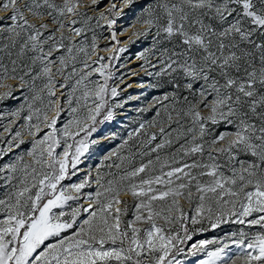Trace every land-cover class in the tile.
Instances as JSON below:
<instances>
[{"label":"snow or ice","instance_id":"snow-or-ice-1","mask_svg":"<svg viewBox=\"0 0 264 264\" xmlns=\"http://www.w3.org/2000/svg\"><path fill=\"white\" fill-rule=\"evenodd\" d=\"M97 3L98 0H92L93 5ZM124 3L127 7L133 0H124ZM9 7L12 23L0 28V34L7 33V42L2 50L6 51L11 67L0 62V88L6 89L0 92V101L13 98L15 90L4 81L19 80L21 86L25 85V77L31 75L37 63L40 65L39 71L31 79L35 81L41 76L46 77L45 88L51 97L54 95L55 84L52 69L56 60L59 61L56 72L63 74L69 62L77 60L79 53L90 58L85 41L72 43L73 35L80 37L86 29L68 28L70 35H65L63 29L78 23L77 19L71 17L80 18V22L85 25L93 18L79 11L80 0H62L59 4L55 0H23L22 6L21 0H5L3 8ZM158 7L163 10L166 22L161 24V17L150 6L145 9L144 16L136 20L146 26L145 30L134 32L133 35L146 36L149 29L156 27L157 37L163 33L168 42L178 41L172 48L161 49L157 59L162 67L155 74L160 76L169 70V74L183 73L187 81L184 88L192 98L185 96L183 103L186 107L179 111L173 107L177 116L190 118V126L184 129L181 125L179 129L166 132L162 124L159 133L163 139L150 151L157 152L166 145L171 146L173 132L176 133V140L185 136H190V139H185L172 154L171 164L167 158L160 163L159 174H154V162L151 159L147 164L142 163L131 170L125 169L122 174L110 173L112 178L106 184L98 173L95 196L89 194L90 203L87 207L73 208L67 214L70 220L65 219L66 213L63 210L53 212V209H63L68 201L79 199V196L70 195L69 191L80 193L88 183L86 178L78 184L70 185V188H57L68 174L70 149L75 147L71 153V167L75 169L79 157L88 149V136L96 131L97 116L107 105L105 94L109 77H105L103 84H96L88 90L84 81L92 73H80L69 93L68 102L71 105L76 86L83 85L85 91L82 96L76 97V103L79 106L80 100H84L83 107L87 114L83 117L74 116L60 133L65 138H74L84 132V138L75 141V144H68L65 140L63 153L60 158L57 157L55 149L61 146L55 128L60 115L57 102L55 116L51 120L46 114L44 116L45 127L51 131L41 139H35L36 132L40 131L39 123L25 125L29 128V135L34 137L32 149L27 153L33 158L31 163H25L22 157H18L16 162L0 166V174L6 173L0 175V180L5 182V187L11 185L12 189L6 193L7 199H0V212L5 213V218L0 220V264H180L169 257L174 248L177 252L182 251L177 247L179 243L191 239L188 230L184 229V238L179 234L172 235L171 230L165 233L163 226L157 224V219H162L165 224L180 223L187 219L181 199L190 205L194 200L198 201L195 215L191 217L194 224L199 222L197 218L205 211L212 220L215 205L216 218L211 224L213 228L221 223H239L249 227L258 225L264 229V0H164ZM25 10L40 22H29ZM108 12L112 14L111 17L101 13L97 21L106 20L111 30L119 15L114 3ZM46 19L56 25L54 30L49 28ZM57 32L60 33L59 37ZM257 35L259 42L253 39ZM111 39L116 40L115 31H112ZM157 43L160 41H154V46ZM96 48V36L93 35L91 49L95 52ZM61 49L65 50V54L53 60L54 53ZM117 51L123 52L125 49L118 48ZM29 53L32 55L29 56ZM14 55L16 58H13ZM25 57L31 64H22ZM137 58L148 63L144 52ZM103 59L97 57L93 63ZM84 67H91L87 59ZM106 67L108 65L101 63L99 68L92 71L104 76ZM76 75L73 63L71 73L64 78L68 80ZM200 81L203 83L194 87ZM111 95H118L115 87L111 89ZM90 97L94 102L88 107ZM162 99L168 100L169 96L165 95ZM176 99L174 96L173 100ZM156 100L159 102L160 98ZM167 108L165 105L166 112ZM202 109H207V115H202ZM48 110H51V102ZM39 111L37 120L40 119ZM77 111L78 108H71L70 114ZM12 115L19 116V111ZM112 118L113 111L108 108L104 120ZM31 119V114L25 117L26 121ZM167 122L171 126V113L167 115ZM156 123L154 118L151 126L155 127ZM176 123L179 124V120ZM209 124L234 126L235 130L216 134L210 131ZM73 126L77 131H70ZM144 127L141 124L135 130L136 133ZM32 128L36 132H32ZM132 135L129 133V139ZM20 136L21 133L16 132V137ZM206 136L211 138L206 140ZM156 139L153 133L146 143L151 144ZM124 143L127 144V141ZM206 151V161L193 160L191 164L181 165V160L176 159L178 153L184 157L196 154L204 157ZM3 154V150H0V157ZM241 154L254 159H240ZM220 157H226L225 164L218 162ZM120 159L123 162L126 158ZM160 160L157 155L156 162ZM237 163L238 167L235 166ZM35 165H39V168ZM115 167L120 169L122 164H116ZM225 167L230 175L222 170ZM165 168L168 170L165 171ZM193 170L197 171L194 173ZM17 171L22 175L16 177L14 174ZM142 173L145 175L142 176ZM204 177L207 179H202ZM17 179L18 183L12 184ZM122 193L137 201L134 205V219L127 224H124L123 217L128 212V201L120 198ZM229 205L231 208H228ZM81 212L88 213L87 219L79 221V227L71 236H63L62 233L73 229L78 223L77 217ZM254 213L258 215L247 219L253 217ZM141 224L147 226H138ZM224 239L230 240L238 251L233 254L229 244L221 239L201 240L192 246V255L204 253V259L199 260L198 264H237L238 261L242 264H264V232L250 237L241 229L238 234L232 233Z\"/></svg>","mask_w":264,"mask_h":264},{"label":"rangeland","instance_id":"rangeland-1","mask_svg":"<svg viewBox=\"0 0 264 264\" xmlns=\"http://www.w3.org/2000/svg\"><path fill=\"white\" fill-rule=\"evenodd\" d=\"M5 0H2L0 4V14H4L8 9L11 10V7L8 9L3 8ZM23 0H21L22 6ZM56 3H61L62 0H55ZM164 0H133V3L130 6L125 7L124 0H98L96 5L92 4V0H80L81 7L79 11L86 14L87 17H92L93 19L89 20L87 25L83 22H80V18L71 17L72 19H77L78 23L76 25H69L63 29L65 35H70L68 28L75 27H84L86 30L80 37H75L73 35L72 43L78 44L80 41H85L88 51L90 53V58H86L83 53H79L77 60L75 62L70 61L67 68L63 70V74L56 72V67L59 66V61L56 60V57L59 55L65 54V50L61 49L59 52L54 53L52 59L56 60L55 65L53 66V74L55 84L53 86L54 95L49 96L45 84L47 83V78L41 76L40 78L33 81L31 79L32 75H35L40 68L39 63L34 66L33 72L31 75L26 76L25 80L27 83L23 86L20 85L19 80L9 79L4 81V83L12 85L14 87L13 98H8L3 101H0V150H3L4 154L0 157V166H3L8 163L16 162L18 157H22L25 163H31L32 157L27 153L32 149V142L34 137L29 135V128L25 127L26 124L35 125L39 123L40 131L36 132L35 128H32V132H36L35 139H41L46 133L50 132L51 129L45 127L44 116L47 115L48 119L51 120L56 114V103H59L60 115L57 118L55 128L57 130L61 146L55 149V153L58 158L60 154L63 153L65 140L68 144H75V141H79L84 138L85 133L80 132V134L74 138H65L60 130L68 123L69 120L73 119L74 116L83 117L87 114L86 108L83 107L85 104L84 100H80L79 106L76 103V97L82 96L85 88L83 85L76 86L77 90L73 93L71 105L68 102L69 93L72 92L73 86H75L76 80L79 79L80 73L91 72V76L84 81V84L87 85L88 90L94 88L96 84H103L105 77H109L107 80V89L108 91L105 94V99L107 100L106 107L101 111V114L97 116V122L95 124L96 131L93 132L87 138L88 149L79 157V163L76 165L75 169L71 167V153L75 151V147L70 149L69 154V166L68 174L64 180L57 185V188H70L72 184H78L81 181L87 178L88 183L84 188L81 189L80 193L75 191H69L70 195L79 196L77 200H70L63 207V209H53V212L58 213L63 210L66 213L65 219L70 220L71 217L67 215L75 207H87L90 203L89 194L95 196L97 189V174L103 177V183H107L109 179L112 178L111 174H122L125 169L131 170L134 167H139L142 163L147 164L151 159L154 164L153 168L155 169L154 174H159L160 163H162L165 158L168 159L169 164L172 163V154L176 152L180 144L185 142V139H190V136H185L180 140H176V133L173 132V143L171 146H165L162 149H159L157 152H151V148L155 147L157 143L163 139L159 133V128L163 124L166 129V132H172L173 129H179L181 125L186 129L190 126V118L184 117L183 115L177 116V112L173 111V107L177 111L186 107L185 104L180 105L179 103L183 102L185 96H189V92L184 88L185 83L187 82L183 76V73L176 72L169 74V71L164 72L160 76H157L155 73L160 71L162 65L160 64L157 57L160 54L162 45H165L167 48H172L176 44L173 40L171 43L165 40L164 34L161 33L159 37L156 36L157 28L152 27L148 30V35L146 36H134V32H143L145 30L144 25L137 23V17H143L145 14V9L150 6L155 9L156 14L161 17L160 23L163 24L166 22V16L162 9L158 7L160 3ZM175 2V0H171ZM116 5V11L119 15L116 16V22L110 30L107 26L106 20H99L97 18L101 13L105 17H111V13L108 12V8L111 4ZM11 13V11H10ZM11 14L4 17V21L1 24V28L10 26L12 21L9 19ZM25 16L29 19L31 23H39L35 17H32L26 10ZM49 24V28L54 30L56 25L51 23L50 19H46ZM67 23V22H66ZM112 31L116 33V40L111 39ZM47 35V33H46ZM59 37L60 33H56ZM96 36L97 48L95 52L91 49L92 37ZM7 33L0 34V62L8 64L11 67L9 58L6 55V51H3V45L7 42L5 37ZM160 41V43L155 44L154 41ZM65 44H68V41H65ZM118 48H123L125 51L118 52ZM11 50V49H10ZM18 50V49H16ZM12 50V51H16ZM47 51V46L45 47ZM151 50V51H146ZM144 52L147 56L148 63H145L143 59H138V55ZM29 56L32 53L28 54ZM97 57H104V59L98 63H93L97 60ZM109 57H112L109 59ZM13 58H16L15 55ZM87 59V63L91 66L90 68L84 67V61ZM75 63L77 70V75L72 78L65 80V76H68L72 71V65ZM108 65L104 69V76H101L98 72L92 71L100 67V64ZM22 64H31V61L25 57L22 61ZM21 64V66H22ZM155 65V67H153ZM152 73V75H148ZM165 78L169 81H172L169 88L162 86V92L158 93H149L151 82H157L159 78ZM151 80V81H150ZM203 83V81H201ZM65 87H61V85ZM155 85V84H154ZM179 85V87H177ZM115 87L117 89L118 95L113 97L111 95V89ZM160 87V86H159ZM194 87H199V84L196 83ZM174 89V90H173ZM6 89L0 88V92H4ZM181 90V91H180ZM181 92V93H180ZM165 95L169 96L168 100H163L162 97ZM181 95V98L178 96ZM177 99L174 101L173 97ZM34 97H38L34 99ZM156 98H160L157 102ZM51 102V110L49 109V104ZM93 98H89L87 101V106L91 107L93 105ZM121 105L116 107V105ZM165 105L168 106L167 112L165 111ZM31 106V108L29 107ZM71 108H78L77 113L70 114ZM108 108H111L113 111V118L111 120H104V116ZM37 110L39 111L40 119L37 120ZM19 111V116H13L12 113ZM159 111L160 115L157 116ZM171 113L173 117V122L171 126H168L167 115ZM32 115L30 121H26L25 117ZM202 115H207V109H202ZM156 119L157 123L155 127L151 126L153 119ZM179 120V124L176 121ZM103 121V123H101ZM91 124V122H88ZM141 124H144L145 127L141 129L139 133H136V129L140 127ZM9 131H5V129ZM70 131L75 132L77 128L73 126ZM16 132H20L21 136L16 137ZM129 133H132L131 139H129ZM155 133L157 139L151 144H147L148 137ZM211 137L206 136L205 139L208 140ZM23 143H20V141ZM95 141V143H93ZM127 141V144L124 142ZM11 142V143H10ZM17 144L19 145L17 147ZM141 153H145L142 155ZM157 155L160 156V162H156ZM120 157H125L126 159L122 162ZM107 158V159H106ZM240 159L251 160L254 159L250 156L240 155ZM176 159L181 160V165L183 163L191 164L193 160H204L207 159V151L204 154V157H200L199 154L194 156L184 157L182 153H178ZM219 161L221 164H225L226 157H220ZM103 162V163H102ZM116 164H122L120 169L115 167ZM238 167V163L235 165ZM39 168V165H35ZM58 167V166H57ZM168 169L165 168V171ZM226 175L231 173L228 171L227 167L222 169ZM197 170H193L195 173ZM74 173V174H73ZM0 174V175H5ZM16 177L22 175L21 172L17 171L14 174ZM142 176L145 174H141ZM202 179H207L204 177ZM18 183L17 180H13L12 184ZM5 182L0 180V199H7L6 193L11 191V185L5 187ZM156 187H159L158 185ZM122 200L128 201V212L123 217L124 224H127L129 220L134 219V205L137 201L133 200L130 195L121 194L120 197ZM184 212L187 214V219L182 220L180 223L165 224L162 219H157V224L163 226L165 233H168L171 230L172 235H177L181 238L185 237V232L182 233V225L187 224L188 235L191 236V239L185 240V242L179 243L177 247L182 249V251L177 252L174 248L169 258H174L176 261H179L180 264H198V261L204 259V253L197 252L196 255H192L194 249L192 246L194 244H199L201 240H212V239H221L224 243H228L230 247H235L230 240L224 239L225 237L231 236L232 233H239L241 229L245 231L248 236H253L258 232H264V229L257 226L249 227L247 224L239 223H221L218 227L213 228L211 226L213 220H215V205H213L214 212L212 215V220L208 218L209 214L207 211L203 213L202 216L198 217V223H193L191 217L195 215L196 204L198 201L194 200L190 205L187 201L181 199L180 201ZM231 208V205L228 206ZM239 208V204H237ZM92 209H89L91 211ZM146 215V213H145ZM256 213L253 214L254 218ZM88 213L81 212L80 216L77 217L78 223L74 225L73 229H68L63 236H71L73 232L79 227V221L87 219ZM5 218V213L0 212V220ZM227 219V217H225ZM231 219L235 220L236 217ZM140 227H146L147 225H138ZM54 242V241H50ZM213 246H209L211 248ZM238 251L234 249L233 254ZM233 258L234 255H233ZM237 264H242L241 261H238Z\"/></svg>","mask_w":264,"mask_h":264},{"label":"trees","instance_id":"trees-1","mask_svg":"<svg viewBox=\"0 0 264 264\" xmlns=\"http://www.w3.org/2000/svg\"><path fill=\"white\" fill-rule=\"evenodd\" d=\"M2 3V0H0V4ZM10 9H8L4 14H0V26H1V24H2V22L4 21L3 19H4V17H7L6 15H9V14H11L10 13ZM3 20V21H2ZM1 28V27H0ZM253 39H256L257 40V42H259V38H258V35L257 36H254L253 37ZM175 43H178V41L177 40H175L174 41ZM167 44V43H166ZM166 44L165 45H162V48H165L166 47ZM151 81V80H150ZM172 83V81H169V80H167L166 79V77L165 78H159V80H157V82H151V87H150V89L148 90V92L149 93H160V92H162L163 90L162 89H160L162 86H164L165 88H166V86H168V88H169V86H170V84ZM201 83V81L198 83V84H200ZM155 84V85H154ZM160 86V87H159ZM174 90V89H173ZM181 91V90H180ZM181 93V92H180ZM178 98H181V95L180 96H178ZM190 98V97H189ZM191 99V98H190ZM180 105H183L184 103L183 102H181V103H179ZM208 127H209V129H210V131H212V132H215L216 134H218L220 131H234L235 130V128H234V126H226V125H224V124H220V125H218V126H213V125H211V124H209L208 125ZM218 162L220 163V161L218 160ZM185 228H187V224H183L182 225V227H181V229H182V233H184V229Z\"/></svg>","mask_w":264,"mask_h":264},{"label":"water","instance_id":"water-1","mask_svg":"<svg viewBox=\"0 0 264 264\" xmlns=\"http://www.w3.org/2000/svg\"><path fill=\"white\" fill-rule=\"evenodd\" d=\"M230 248H231L232 252L234 251V249H236V247H230Z\"/></svg>","mask_w":264,"mask_h":264}]
</instances>
